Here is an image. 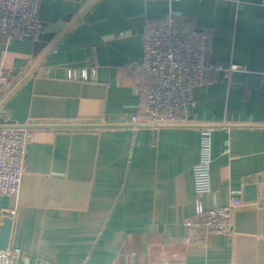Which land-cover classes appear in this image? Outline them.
<instances>
[{"label": "crops", "instance_id": "crops-1", "mask_svg": "<svg viewBox=\"0 0 264 264\" xmlns=\"http://www.w3.org/2000/svg\"><path fill=\"white\" fill-rule=\"evenodd\" d=\"M170 9L211 31L214 61L242 69L192 89L193 122L136 126L131 64L146 22ZM38 17L67 20L49 40L0 35L11 76L0 118L34 128L19 192L0 194L17 264H264V0H40ZM68 68L89 77L69 79ZM203 125L212 127L204 208L227 204L231 189L243 200L233 233L205 239L184 223Z\"/></svg>", "mask_w": 264, "mask_h": 264}, {"label": "built area", "instance_id": "built-area-1", "mask_svg": "<svg viewBox=\"0 0 264 264\" xmlns=\"http://www.w3.org/2000/svg\"><path fill=\"white\" fill-rule=\"evenodd\" d=\"M40 0H0V35L6 42L14 38L36 39L42 31L38 17ZM142 57L131 64L136 75L134 89L138 103L131 124L157 127L193 122L195 107L192 89L229 78L238 64L223 65L211 58V31L181 20L170 9L159 21L146 22L142 31ZM85 68H68L67 78L87 80ZM10 73L0 63V90L9 86ZM34 128L16 123H0V194L18 193L22 183L26 147ZM212 127L200 129L199 159L193 166L194 189L198 195L195 213L186 217L187 228L205 239L209 233L231 235L233 211L242 204L239 189H231L227 204L205 209L201 195L211 192ZM14 215V210L7 211ZM21 249L7 244L0 248V264H17ZM161 264H169L165 261Z\"/></svg>", "mask_w": 264, "mask_h": 264}, {"label": "water", "instance_id": "water-1", "mask_svg": "<svg viewBox=\"0 0 264 264\" xmlns=\"http://www.w3.org/2000/svg\"><path fill=\"white\" fill-rule=\"evenodd\" d=\"M67 20V17H64L62 21L55 23L53 25L42 24V33L40 36L43 40H49L53 34L63 25V22ZM41 31V32H42ZM0 123H3V119L0 118ZM12 221L10 217H5L2 224L0 225V248H5L9 243L10 234H11Z\"/></svg>", "mask_w": 264, "mask_h": 264}]
</instances>
